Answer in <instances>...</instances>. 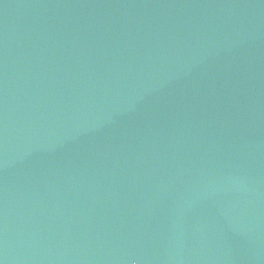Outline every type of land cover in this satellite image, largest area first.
<instances>
[{
	"label": "water",
	"instance_id": "95a60500",
	"mask_svg": "<svg viewBox=\"0 0 264 264\" xmlns=\"http://www.w3.org/2000/svg\"><path fill=\"white\" fill-rule=\"evenodd\" d=\"M0 264H264V0H0Z\"/></svg>",
	"mask_w": 264,
	"mask_h": 264
}]
</instances>
